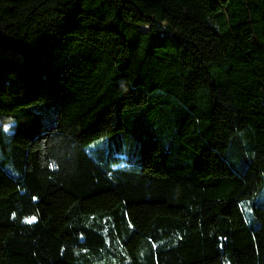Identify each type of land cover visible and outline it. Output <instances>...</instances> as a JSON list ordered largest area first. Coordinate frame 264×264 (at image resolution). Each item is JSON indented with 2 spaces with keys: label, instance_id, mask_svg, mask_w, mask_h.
<instances>
[{
  "label": "trees",
  "instance_id": "1",
  "mask_svg": "<svg viewBox=\"0 0 264 264\" xmlns=\"http://www.w3.org/2000/svg\"><path fill=\"white\" fill-rule=\"evenodd\" d=\"M0 116V264H264V0H0Z\"/></svg>",
  "mask_w": 264,
  "mask_h": 264
},
{
  "label": "rangeland",
  "instance_id": "2",
  "mask_svg": "<svg viewBox=\"0 0 264 264\" xmlns=\"http://www.w3.org/2000/svg\"><path fill=\"white\" fill-rule=\"evenodd\" d=\"M0 124L3 127V130L6 134H12L13 133L14 126H15L14 121L10 120L9 118H5V117L0 116ZM122 165H124L123 162L117 166H122ZM236 165L239 168H244L243 164L236 163ZM263 205H264V201H263Z\"/></svg>",
  "mask_w": 264,
  "mask_h": 264
},
{
  "label": "snow or ice",
  "instance_id": "3",
  "mask_svg": "<svg viewBox=\"0 0 264 264\" xmlns=\"http://www.w3.org/2000/svg\"><path fill=\"white\" fill-rule=\"evenodd\" d=\"M33 219H35V218L33 217Z\"/></svg>",
  "mask_w": 264,
  "mask_h": 264
}]
</instances>
